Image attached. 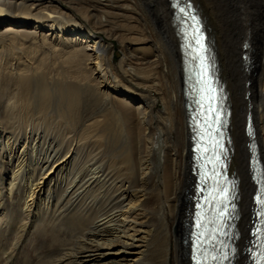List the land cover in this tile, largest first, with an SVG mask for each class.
I'll return each instance as SVG.
<instances>
[{
    "label": "bare ground",
    "instance_id": "6f19581e",
    "mask_svg": "<svg viewBox=\"0 0 264 264\" xmlns=\"http://www.w3.org/2000/svg\"><path fill=\"white\" fill-rule=\"evenodd\" d=\"M190 1L230 110L231 264H253L264 0ZM179 11L178 0H0V264H192L194 108ZM36 211L39 229L52 223L66 245L27 262L20 240Z\"/></svg>",
    "mask_w": 264,
    "mask_h": 264
},
{
    "label": "rangeland",
    "instance_id": "374dc122",
    "mask_svg": "<svg viewBox=\"0 0 264 264\" xmlns=\"http://www.w3.org/2000/svg\"><path fill=\"white\" fill-rule=\"evenodd\" d=\"M113 44L116 48V56L114 61L118 62L123 53L120 50L118 41H114ZM6 185V189H8L9 184ZM35 213H37V211L34 212L33 215H31V218L28 221V224L31 225L29 232L27 230L26 236L20 240L23 242L21 253L24 254V257H27V262H31L32 260L37 261V259L39 258L38 253L40 251L45 255L55 253L56 255L54 257H57V255L60 256L66 245V239L64 240V235L60 234L59 238H57L58 233L56 232V229L52 223H49L46 227L47 234L42 232V230L39 229L41 227L40 222L38 223L37 219H35ZM48 221L50 222L51 219H48ZM58 263L59 262L57 261V264Z\"/></svg>",
    "mask_w": 264,
    "mask_h": 264
},
{
    "label": "water",
    "instance_id": "95a60500",
    "mask_svg": "<svg viewBox=\"0 0 264 264\" xmlns=\"http://www.w3.org/2000/svg\"><path fill=\"white\" fill-rule=\"evenodd\" d=\"M178 2L180 3V15L186 20L185 22V26L186 28H189L190 27V20H191V14H192V11L187 3L186 0H178ZM181 9H183V11H181ZM192 106L194 107L195 104L192 103ZM192 113L194 112V109H191ZM197 118H196V115L193 114V121H192V124L193 126L195 125V122H196Z\"/></svg>",
    "mask_w": 264,
    "mask_h": 264
},
{
    "label": "snow or ice",
    "instance_id": "6c2138e0",
    "mask_svg": "<svg viewBox=\"0 0 264 264\" xmlns=\"http://www.w3.org/2000/svg\"><path fill=\"white\" fill-rule=\"evenodd\" d=\"M181 11H183V9H181ZM193 19H195V18L193 17ZM227 191H228L227 188L223 189V193H227ZM256 199H257V202H259L261 204H264V200H261L259 195L256 197ZM261 215H264V212H262ZM211 235H212L213 239L216 238V233H212ZM220 235H225V233L221 232ZM218 242L221 243V245L223 246V242L222 241H218ZM213 250H215V246L214 245H213ZM227 258H228L227 254H224L222 256V259H227ZM194 259H195V257H194ZM211 259L215 261L217 259V257L216 256H211ZM261 259H264V257H261ZM198 264H200L199 261H198Z\"/></svg>",
    "mask_w": 264,
    "mask_h": 264
}]
</instances>
